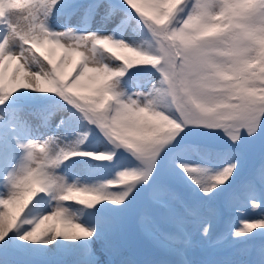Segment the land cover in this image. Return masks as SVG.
<instances>
[{"label":"snow or ice","instance_id":"1","mask_svg":"<svg viewBox=\"0 0 264 264\" xmlns=\"http://www.w3.org/2000/svg\"><path fill=\"white\" fill-rule=\"evenodd\" d=\"M137 205L170 257L223 221L243 258L202 264H264V0H0V264H111Z\"/></svg>","mask_w":264,"mask_h":264},{"label":"rangeland","instance_id":"2","mask_svg":"<svg viewBox=\"0 0 264 264\" xmlns=\"http://www.w3.org/2000/svg\"><path fill=\"white\" fill-rule=\"evenodd\" d=\"M56 22L57 23H63L64 21H63V19H61V20H58ZM106 55H108V54L106 53ZM74 63H75V58H73V60H71L69 62L68 67L65 69V73L68 72V73H72L71 75L74 74V71H75V69L73 68ZM14 68H15V64L10 65V67L8 69V77L9 78H10L11 73L14 70ZM71 75H69L68 77H71ZM256 143H259V141L253 142V144H256ZM86 147L88 148V145ZM114 171L115 170H113V173H112L113 175H114ZM73 179L79 180V179H81V177L74 176ZM93 181L102 183L103 177L94 178ZM139 207H140V205H137L134 207V209L131 213L130 219L123 229V230H125L127 227H131L132 230L135 231V232L129 231V233L127 234L126 240H125V242L127 243L131 239V245H130L131 251H137V248L141 243V240L138 237L141 235L140 232H142V231L138 228H135L134 222H133L134 217H135L134 214L137 213V210ZM241 210H243L242 213H243L244 218H248V217L253 215V213L246 208H244V209L241 208ZM130 220H132V223H130ZM137 235H138V237H137ZM212 235H211V238L209 241V240L202 239L201 233H199V232L193 233L192 246L188 250V257L190 259V262H192V264H202L203 260L214 259V258H243V257H238L236 255L235 251H231L230 249L227 250V248H222V247L227 246L228 243L223 241L222 239L218 240L220 233L218 235H216L215 237H214V235L213 236ZM145 246H146V250L141 249V251H143L144 252L143 254H145L146 256L150 255L149 253L151 252V250H154L156 253L158 251L156 248L153 247L151 242L149 245H145ZM95 247L97 249H101L102 243H97V245H95ZM146 252H149V253H146ZM109 256H110V254L103 253V255L101 256L102 262H104L105 260H109ZM142 263H143V261H142Z\"/></svg>","mask_w":264,"mask_h":264},{"label":"trees","instance_id":"3","mask_svg":"<svg viewBox=\"0 0 264 264\" xmlns=\"http://www.w3.org/2000/svg\"><path fill=\"white\" fill-rule=\"evenodd\" d=\"M250 143L253 144V142H250ZM86 145L82 146V148H87ZM94 178H97V177H94ZM138 209H139L138 211L140 212L139 214L142 215L143 207L140 206ZM135 214H138V213H135ZM130 223H132V220H130ZM223 225H224L223 221H214L212 224V232H214L213 235L217 231L219 232L220 226H223ZM129 231L135 232L134 230H132L131 227H127L125 230H123L119 234L118 237L113 239L114 250L112 254H110L109 256V260L111 261V264H134L132 260L133 251H131L130 249L131 239L129 242L127 243L125 242ZM254 231H257V230H254ZM14 259L22 261L25 264H71L72 257H51L47 259L46 261H40L35 258L34 261H30L26 254L25 256H21L19 255V253H10L8 256V264H14L15 263Z\"/></svg>","mask_w":264,"mask_h":264}]
</instances>
